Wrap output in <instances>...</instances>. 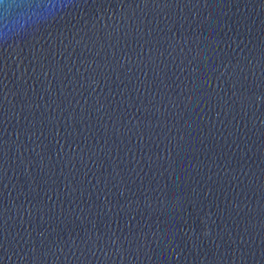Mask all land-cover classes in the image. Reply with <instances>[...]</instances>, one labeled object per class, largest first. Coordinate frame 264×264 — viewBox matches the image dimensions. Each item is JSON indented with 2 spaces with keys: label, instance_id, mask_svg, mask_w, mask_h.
<instances>
[{
  "label": "water",
  "instance_id": "water-1",
  "mask_svg": "<svg viewBox=\"0 0 264 264\" xmlns=\"http://www.w3.org/2000/svg\"><path fill=\"white\" fill-rule=\"evenodd\" d=\"M0 264H264V0H0Z\"/></svg>",
  "mask_w": 264,
  "mask_h": 264
}]
</instances>
